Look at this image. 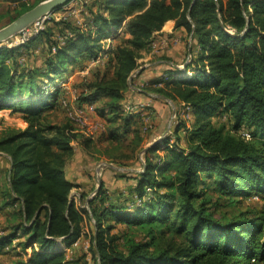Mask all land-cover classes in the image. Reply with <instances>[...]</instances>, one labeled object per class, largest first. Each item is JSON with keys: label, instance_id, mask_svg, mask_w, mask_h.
Wrapping results in <instances>:
<instances>
[{"label": "trees", "instance_id": "1", "mask_svg": "<svg viewBox=\"0 0 264 264\" xmlns=\"http://www.w3.org/2000/svg\"><path fill=\"white\" fill-rule=\"evenodd\" d=\"M43 1L3 0L17 7V17ZM84 6L86 29L67 17L52 18L23 45L0 47V110L19 111L27 123L0 135V152L11 157L1 207L19 205L0 248L24 238L18 244L27 255L10 264H88L82 248L66 253L82 236L87 212L71 198L75 184L66 168L76 153L73 144L91 151L94 139L69 117L58 121L49 112L69 97L45 84L78 59L86 67L114 30L124 27L129 37L111 43V55L76 85L78 106L102 102L96 113L114 126L109 139L117 140L136 117L142 122L128 114L124 101L142 52L170 20L187 33L186 41L191 38L192 61L184 70L170 65L164 85L153 91L189 108L193 119L180 118L174 143L167 137L144 149L139 172L119 175L136 180L127 193L116 190L113 199L112 191L99 186L89 201L94 228L88 252L93 264H264V220L215 216L203 187L207 179L226 198L264 196V0H94ZM38 42L46 46L43 58L34 56ZM220 114L231 127L215 125ZM141 132L133 129V148L142 147ZM118 225L133 232L140 227L144 238L128 240L123 249Z\"/></svg>", "mask_w": 264, "mask_h": 264}, {"label": "rangeland", "instance_id": "2", "mask_svg": "<svg viewBox=\"0 0 264 264\" xmlns=\"http://www.w3.org/2000/svg\"><path fill=\"white\" fill-rule=\"evenodd\" d=\"M94 2V0H88V4ZM69 9L65 10L62 9L58 13H56L53 17L57 20H59L61 17H67L71 20H77L81 19L82 16H84L85 13V6L81 4L80 1H73L68 5ZM17 7L15 5H9L4 3L2 0H0V29L9 25L11 22H13L15 19H17ZM47 26H50L48 24ZM45 26V28L47 27ZM125 37V33L122 32L120 35L115 36V39L112 40V45H116ZM181 40L184 45V52L183 57L180 61V65L187 64L188 59V48L186 41V37H181ZM110 41V40H109ZM4 46L7 45V42L3 44ZM42 43L38 42L35 44L36 50L39 52V50L42 47ZM112 46V47H114ZM36 52V51H35ZM111 55V54H110ZM109 55V56H110ZM108 56V57H109ZM20 61L26 62L24 58H22ZM91 61V60H90ZM90 64V63H89ZM89 64L85 67L83 66V62H80L78 66H74L72 70L69 73L62 72L60 76H57L55 78L56 80L54 83L45 84L46 87L49 89H57L60 87V89H66L62 88L63 83H66V86L69 87L70 90H67V96L71 97L73 92L76 90V85L78 83L82 82L83 78L85 76H89ZM93 67H90V70L93 69ZM72 92V93H71ZM102 102L94 103L96 107H101ZM172 104H166L167 110L166 112L158 111L156 109H153V118L151 121L152 127L148 129L146 132L144 131L145 122H140V127L142 134L145 138V144H149L152 142H164L167 137L173 138V140H170V143H174L176 134L174 133L175 127L177 126L180 118L183 120L186 119L189 123L192 121L193 117L190 114V110L188 108H185L180 105H176L171 101ZM64 107V106H63ZM62 106L56 107L54 111H52L53 115H59L60 117H68V113L66 108H63ZM11 108H4L0 110V135H2L4 132L8 131L9 129H19L22 126V122H24L23 115L21 112L16 110H10ZM180 112V113H179ZM165 113V114H164ZM94 115V114H92ZM103 121V120H102ZM100 120V126L103 127V123H105V130L104 134L108 135L109 138L112 137V129L113 125H109L106 121L102 122ZM215 125H227L228 127L232 126L231 121L226 115H217L213 119ZM99 122V121H98ZM99 126V127H100ZM119 138L115 140L114 142H110L111 146H100L95 147L92 149L91 153L94 157V159L97 161L98 168V174L94 175L92 177V190H94L95 194L97 193L100 184H104L105 189H109L114 193L113 199H116L118 197V194H116V190L120 191L125 190V188H128L129 185H131L130 181H124L120 180L119 175L121 174H131L132 172L125 169V168H131L135 167L139 171L142 169L141 163H143V151L148 148L151 145H147L146 147H134L132 144L133 142H130L129 140L132 139L131 135H128V137H124L121 134H118ZM179 136L182 139V142H184V130L181 129ZM156 142V143H157ZM108 145V144H105ZM109 147V148H108ZM110 154L107 157L104 156V154ZM117 156V157H116ZM141 161V163H140ZM111 165V166H110ZM113 171H112V170ZM114 177H117V179L114 180ZM212 183V180H203V187L209 191L210 196V202L208 205H210V211L217 217L224 219V220H231V219H238L240 217L245 218H258L260 221L264 220V196L260 198L257 195H252L248 199L238 200L239 198H226L224 196L219 195L218 193H215L213 189V185H210ZM80 191L78 189L73 190L72 192V200L75 201L78 198V194ZM95 194L92 196L95 197ZM82 206H84V209L87 210L85 213V221L83 224V228L87 232L84 236L85 242H89V239L92 237L93 228H94V219L91 213V207L88 205L86 206L85 199L82 203ZM12 212L10 209H2L0 207V236L6 235L10 233L9 227L11 223V217ZM135 229H131L128 227H125L123 225H118L115 232H119L122 235V240L120 241V246L124 249L125 244L130 239H143L145 232L141 230V228H137L135 232H133ZM132 235V236H131ZM24 238H20L18 240H15L12 242V245L10 247L0 248V264H10L13 261H16L22 257H26V252L23 250L22 247L19 246V241H23ZM74 247H81V246H75L73 245L69 249H66L68 253L70 254V251H73ZM78 253H81L79 251ZM93 262V261H92ZM93 264V263H92Z\"/></svg>", "mask_w": 264, "mask_h": 264}, {"label": "crops", "instance_id": "3", "mask_svg": "<svg viewBox=\"0 0 264 264\" xmlns=\"http://www.w3.org/2000/svg\"><path fill=\"white\" fill-rule=\"evenodd\" d=\"M86 18H87V11H85L84 16H82L81 19L75 20V23L79 25L80 27L86 29L87 28ZM123 32L125 33V30H123ZM171 36H175L179 38L181 36V37H186L187 39V33L183 29L175 28V21L170 20L165 24L161 33L157 34L154 39L153 46H155L156 48H153L152 46L153 49L142 52L143 58L140 60L141 68L138 69L133 75L135 77L134 83L130 88V94L128 98L124 101L125 108L127 104H130V103L145 102V103L150 104L154 109L161 111L162 113V112H166L167 110L166 104H172L170 100L166 99L164 96L153 91V89L158 86V83H160L163 80L165 76L164 72L171 68L170 65L178 67L181 64L180 61L183 57V52H184V45H183L182 40L180 44L172 45V46H169L168 48L159 46L160 40L163 37H171ZM125 37L128 38L129 35L125 33ZM42 44L43 45L41 49L39 50V52L36 50V47H35L34 56H36L37 58H43L46 56V46L44 43ZM188 51H189V48H188ZM80 62H81V59H78L73 65H68L65 68V73H69L72 70V68H74V66H78ZM67 90H70V89L68 88ZM67 90L66 92L68 93ZM63 101L64 99L62 98V104H61L62 107L64 106ZM52 111H54V109L50 110L49 112L52 113ZM56 116H57L58 121H61L64 118V117H60L59 115H56ZM92 119L99 121V123H100V120L105 121L103 118H100L97 115V113H94V115H92ZM103 124L105 125V123ZM104 125L102 128L101 126L98 127L94 133V136H93L94 148L100 147V146H111L110 142H114L111 139H109V136L107 134L106 135L104 134V130H105ZM26 127H27V123L25 121L22 122V126L20 127V129H25ZM133 129H140V120L138 117H136L135 121L132 123L130 132L128 134H124L123 131H120V134L122 133L123 135L122 134L121 135L124 137H128V135H131L132 139H130L129 141L132 142L133 137H134ZM141 135L143 136L142 132H141ZM156 142L157 141L144 145L145 143V140H144L142 146L146 147L147 145H151L149 147H152ZM105 144H108V145H105ZM73 146L75 148L76 153L72 161H70L68 167L66 168V176L70 180H72L73 183L75 184L74 190L78 189L80 191V193L78 194L77 200L75 199L76 206L78 208H84V206H82V203L84 201L83 200L84 195H87L85 197V202L87 206L90 199H92L93 194H95V192L92 190V177L98 174L99 166H97V161L94 159L91 153L92 150L89 151L88 149H86L81 142H75ZM149 147L148 148L146 147V149H149ZM107 155L108 154H104L105 157H107ZM10 169H11V157L5 153L0 152V193L2 190L7 189L9 187ZM125 169L133 173L139 172V170L135 167H131V168L128 167ZM115 179L116 177H114V180ZM120 180H124V179L120 178ZM128 181L132 182L130 183L132 185L136 184V180H128ZM119 192L127 193L126 188L125 190L121 189ZM94 205H96V203ZM0 207H1V197H0ZM15 208L18 209L19 205H16ZM15 208L13 207L2 208L1 207V210L10 209V211H13ZM87 232L89 233L88 230H86L85 232V230L83 229L82 236L77 241L78 243L74 244L75 246H81V247H74L73 251H70V254H72L76 250L78 251V249L76 248H79V249L82 248L86 253H88V264H92L93 263L92 262L93 260L91 259L92 256L88 252V249L90 247L91 238L89 239V242L83 241L84 240L83 238ZM66 253L70 255L67 250H66Z\"/></svg>", "mask_w": 264, "mask_h": 264}, {"label": "built area", "instance_id": "4", "mask_svg": "<svg viewBox=\"0 0 264 264\" xmlns=\"http://www.w3.org/2000/svg\"><path fill=\"white\" fill-rule=\"evenodd\" d=\"M73 1H77V0H72L71 2H73ZM78 1H80L82 5H85L88 3V0H78ZM69 4H67L62 9L68 10ZM55 14L46 15V16L41 17L36 22H34L32 25L25 28L24 30L19 32L17 35L12 37L9 41H7L6 46L13 48V47L23 45L24 43L29 41L32 37L38 35L42 30H44L46 23L50 19L54 18L53 16ZM123 30H124L123 27L118 29V30H115L113 35L107 39L106 45L103 47V49L96 56L91 58V61L89 62L90 64L88 66L89 71H90V67H93V66L96 67L97 65L103 64L106 61V59L109 56L110 44H111L112 40L115 39V36L120 35L123 32ZM69 35L72 36V34H69ZM59 41L61 43H64V38L60 37ZM188 42H189V44H191V38H189ZM180 43H181V39L179 37H173V38L163 37L160 40L159 46H162L164 48H168L169 46L178 45ZM152 46H153V44H152ZM152 46H151V49L156 48L155 46H153V48H152ZM191 61H192V55L190 52H188V59H187L186 63L188 64ZM186 65H185V67H184V64L179 65L178 68L184 70L186 68ZM184 75L186 77L187 76L190 77L192 75V73L188 72ZM163 85H164L163 82L158 83V86H163ZM62 86H63L62 88H65V87L67 89L69 88L66 86L65 82L63 83ZM76 100H77V92L75 90L73 92L72 96L69 97V99H64V101H63V105L67 110L68 117L77 125L79 132L83 133L87 137H93L95 131L100 126V123L98 121L92 119V114L96 113V105L94 103H90V104H86L83 106H78V104L76 103ZM125 109L128 113L136 114V115L138 114L141 116L143 123L145 122V127H144L145 132L152 127L151 121L153 118V109H152V106L150 104L145 103V102L130 103V104H127ZM241 134L246 139L251 138L250 133L247 131H242ZM143 162H144V160H143ZM77 243L78 242H76L75 244H77Z\"/></svg>", "mask_w": 264, "mask_h": 264}, {"label": "water", "instance_id": "5", "mask_svg": "<svg viewBox=\"0 0 264 264\" xmlns=\"http://www.w3.org/2000/svg\"><path fill=\"white\" fill-rule=\"evenodd\" d=\"M71 1L72 0H44L31 10L25 12L9 25L0 29V47L41 17L59 12Z\"/></svg>", "mask_w": 264, "mask_h": 264}]
</instances>
